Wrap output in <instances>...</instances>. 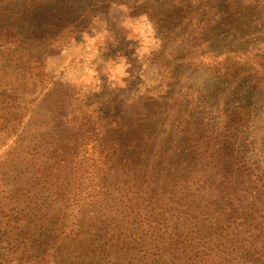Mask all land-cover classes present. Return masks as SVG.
I'll return each mask as SVG.
<instances>
[{
  "label": "trees",
  "instance_id": "obj_1",
  "mask_svg": "<svg viewBox=\"0 0 264 264\" xmlns=\"http://www.w3.org/2000/svg\"><path fill=\"white\" fill-rule=\"evenodd\" d=\"M88 1L0 0V62L14 72L0 75V135L7 133L6 140L26 117L39 123V137L47 141L42 158L38 160L33 146L27 156L45 183L57 188L55 210L48 204V212L37 217L32 213L44 204L22 207L31 203L33 186L41 183L34 178L36 171L16 174L9 182L0 177V188H10L0 189V199L7 195L11 200L9 205L0 202V216L13 213L9 222L22 226H13L20 230L14 241L20 242L6 257L51 264V251H64L62 243L49 235L33 237L30 230L46 221L60 226L69 243L65 246L72 248L83 233L80 221L70 216L77 214L75 204L84 208L79 214L87 215L82 219L89 229L108 244L123 240L127 247L130 242L123 236L128 235L138 264H264V218L254 214L264 211V157L250 155L246 144L239 154L224 147L211 152L214 144L211 137L204 139L201 126L205 117L201 119L193 100L197 87L176 72L183 67L182 58L178 63L152 59L139 86L129 91L114 83L96 86L82 74L73 76L71 66L57 76L49 66L54 49L71 33L68 21L89 11ZM121 1L158 15L173 0ZM185 7L184 33L173 32V39L174 45H188V63L234 84L246 75L264 87V56L256 52L264 48V31L249 29L248 17L259 23L253 10L228 11L205 2ZM217 26L222 43L215 39ZM255 36L259 39L253 44ZM235 109L223 112L218 130H231V120L238 119ZM164 124L176 127V137H158L156 129Z\"/></svg>",
  "mask_w": 264,
  "mask_h": 264
},
{
  "label": "rangeland",
  "instance_id": "obj_2",
  "mask_svg": "<svg viewBox=\"0 0 264 264\" xmlns=\"http://www.w3.org/2000/svg\"><path fill=\"white\" fill-rule=\"evenodd\" d=\"M168 2L164 7L165 12L160 11L161 13L157 15L153 9L126 7L121 0H89L87 3H90V10L81 16L72 15L74 20L68 21V30H71V33L67 34L63 38V42H60L59 46L54 49L55 56L50 60L49 66L54 68L57 76L61 71L64 72L65 68L70 69L71 66L74 69L73 76L82 74L81 78H86L90 83L94 82L96 86L114 83L119 84L120 90L129 91L130 87L139 86L137 81L149 72V62L152 59L155 61L168 59L170 63L175 59L178 63V59L182 58L183 60L179 64L183 67H180L176 72L185 75L184 82H191V85L197 87L193 94L195 95L193 100L196 99V102L199 103L195 107L200 110L201 119L205 117V122L201 126L205 127V129L202 128L205 133L204 139L207 140L208 137H211V144H214L211 152L214 154L224 147L226 151H235L239 154L238 148L246 144L248 150L252 149L250 155L256 154L264 157V87L251 82L246 78V75L238 84H234L230 80H223L205 68L190 65L186 51L188 45L178 43L175 44V49L173 39V32L178 35L184 33V18L189 14V10L185 6L195 7L201 2L219 5L228 11H245L246 7L251 8L255 17L259 19V23H255V21L253 23L252 18L248 17L251 21L248 27L252 32L261 34L264 31L262 28L264 26V0H173ZM217 29L215 39L218 43H222L224 40L222 31L218 26ZM255 38L257 40L253 44H256L259 39L257 36ZM242 40L235 41V46H241ZM186 42L192 44L189 39ZM101 48L104 50L103 52L100 50ZM256 52L264 56V48L261 46L256 48ZM73 61L74 65L66 66ZM7 68V65L0 62V75L11 76L14 74V72L7 71ZM165 103L164 100L160 104L162 106ZM234 105L238 119L231 120V130L227 132L218 130L221 127L219 124L224 122L222 120L224 119L223 112L229 111L230 106ZM172 106L174 104H170L168 107ZM174 108L177 110L178 107L174 106ZM191 113L196 115L195 112ZM193 117L195 118V116ZM162 128H168L169 131H164ZM175 128V126L164 124L160 129H156L157 135L158 137L166 136V140L176 137ZM40 132V124H35L34 120L26 117L18 131L9 135L6 140L4 137L7 133L0 135V177L4 181V177H6V182H9L13 181L16 174L36 171L34 178L41 179L39 185L33 186L36 190L33 191L34 194L32 193V200H28L31 203L22 205L23 208H26L36 203L44 204L32 213L37 217L48 212V204H52V209H54L55 203H57L55 195H53V189H57L55 184L52 185L50 181L45 183V178L41 176L40 172H37L39 167L33 166L34 161L27 156V151L33 146L36 148L34 153L38 160L42 158L44 152L42 146L44 147L47 141L39 137ZM244 137L246 139L242 140ZM51 163H53L52 160L47 165L49 172L53 167ZM7 175L12 177L8 179ZM34 181L35 179L31 182L36 183ZM18 185L19 183H16L14 187ZM8 186L12 187L13 185ZM0 189L8 190L10 188L1 186ZM260 195L259 193L258 196ZM3 196L4 198H1L0 202L9 205L10 197ZM256 201H260V199L258 198ZM256 206L259 208L260 204H255ZM73 207L77 214L70 216L74 220L80 221L83 233L76 239L72 248L69 249L68 246H65L66 243H69L61 236L58 225L52 226L46 221L43 225H37L30 229L35 233L33 237L43 238L49 235L58 241V244L62 243L64 251H51L49 256L51 264H58L60 260L61 264H138L137 258L130 253L135 251V244L131 242L128 235L123 236L130 242L127 247H124L123 240H116L112 244H108L103 236L95 235L97 231L89 229L86 220L82 219V216H87L84 213L83 215L79 214L84 208L75 204ZM87 214H90L89 210ZM254 214L258 218H264L261 217L264 216V211ZM5 215L0 216V264H24L21 255L14 254L8 257L5 255L13 244L20 242L14 241L20 230L13 226L22 227L14 222H9V217L13 213ZM115 244L116 246H114Z\"/></svg>",
  "mask_w": 264,
  "mask_h": 264
}]
</instances>
